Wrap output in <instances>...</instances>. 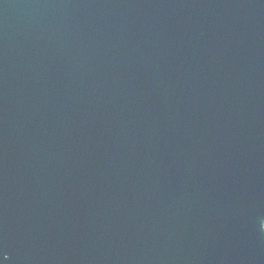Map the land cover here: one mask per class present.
I'll list each match as a JSON object with an SVG mask.
<instances>
[{
	"label": "water",
	"instance_id": "water-1",
	"mask_svg": "<svg viewBox=\"0 0 264 264\" xmlns=\"http://www.w3.org/2000/svg\"><path fill=\"white\" fill-rule=\"evenodd\" d=\"M0 264H264V0H0Z\"/></svg>",
	"mask_w": 264,
	"mask_h": 264
}]
</instances>
